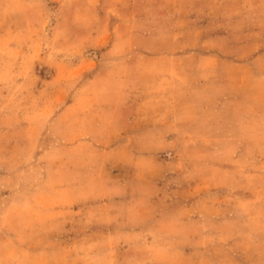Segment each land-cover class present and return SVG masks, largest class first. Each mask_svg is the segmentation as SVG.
Here are the masks:
<instances>
[{
    "label": "crops",
    "instance_id": "1",
    "mask_svg": "<svg viewBox=\"0 0 264 264\" xmlns=\"http://www.w3.org/2000/svg\"><path fill=\"white\" fill-rule=\"evenodd\" d=\"M105 1L68 10L92 13V31L79 37L82 54L66 75L77 78L58 89L67 97L52 102L50 133L31 159L41 187L65 205H90L108 226L109 252L121 242L146 252L143 212L165 204L183 142L221 138L198 131L212 125L207 117L237 106L240 124L264 131V0ZM18 144L0 127V189L21 187L28 154ZM184 152L204 165L195 145Z\"/></svg>",
    "mask_w": 264,
    "mask_h": 264
},
{
    "label": "rangeland",
    "instance_id": "2",
    "mask_svg": "<svg viewBox=\"0 0 264 264\" xmlns=\"http://www.w3.org/2000/svg\"><path fill=\"white\" fill-rule=\"evenodd\" d=\"M81 3L0 0V127L28 154L21 187L0 189V264H264V131L240 124L247 117L237 106L214 110L212 125L198 130L221 138L183 142V153L190 143L201 149L204 165L182 153L183 170L165 180V204L143 212L146 252H127L122 242L109 252L108 226L90 205H65L41 187L31 157L50 133L52 102L67 97L58 89L77 78L66 75L82 54L79 37L92 31V13L68 11Z\"/></svg>",
    "mask_w": 264,
    "mask_h": 264
}]
</instances>
